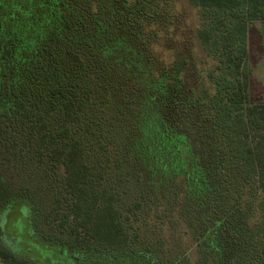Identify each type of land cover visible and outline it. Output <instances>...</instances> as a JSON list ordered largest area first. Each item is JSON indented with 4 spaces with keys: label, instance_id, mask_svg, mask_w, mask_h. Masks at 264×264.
Instances as JSON below:
<instances>
[{
    "label": "trees",
    "instance_id": "trees-1",
    "mask_svg": "<svg viewBox=\"0 0 264 264\" xmlns=\"http://www.w3.org/2000/svg\"><path fill=\"white\" fill-rule=\"evenodd\" d=\"M190 1L235 13L226 82L218 67L200 74L176 39L184 23L172 0H0V120L28 131L40 159L63 169L66 190L38 213L35 199L0 186L3 263L188 264L151 225L163 216L159 199L175 193L195 264H264V104L251 102L245 71L247 19L264 22V0ZM101 105L114 110L109 125L130 156L122 164L134 168L132 201L111 179L105 142L71 125ZM250 126L260 137L241 144ZM14 211L23 230L6 238L3 216Z\"/></svg>",
    "mask_w": 264,
    "mask_h": 264
},
{
    "label": "rangeland",
    "instance_id": "rangeland-1",
    "mask_svg": "<svg viewBox=\"0 0 264 264\" xmlns=\"http://www.w3.org/2000/svg\"><path fill=\"white\" fill-rule=\"evenodd\" d=\"M172 5L171 10L184 23L183 27L179 28L181 29L180 34L176 39L185 40L191 47L200 74H205L212 68L218 67L217 76L215 77L217 80L220 79L221 82H226L227 79H232L231 76L224 74L223 61L225 55L222 53V46L225 42L229 43L237 37L238 24L234 16L235 13L194 5L190 0H172ZM239 13L247 15L245 10ZM263 23L262 20L247 19L248 53L245 71L249 72L250 75L251 102L259 105L264 104ZM200 31L211 35L210 42L206 43L200 38ZM236 41L234 40L233 42L239 43L238 39ZM157 47L160 48L159 45ZM161 52L162 59L171 58V52L167 51V49ZM100 107L84 111V120L71 125L86 139H92L94 143L97 139L105 142L106 150L104 155L108 157L107 168L111 179H113V183L125 200L132 201L131 199H134V173L129 174L128 170L133 172L134 168H131L128 163H126V166L122 164L124 162L123 158L130 156L127 155V152L119 151V140L122 137L120 135L121 128L119 125L115 128L109 125V119L114 118V110L106 105H101ZM116 111L120 112L118 108H116ZM91 117L94 119L93 122ZM1 121L0 186L6 190L9 188L13 192L12 198L21 195L22 197L28 196V198L35 199L39 206L37 212L41 213L39 210L43 206L51 205L50 203L56 196H66L63 169L52 166L47 158L45 161L40 159V155L36 153L35 148L32 146L33 142L30 139L33 140V138L30 137L31 135L28 134V131L17 130L8 122L5 125ZM88 123L92 126V130H99L97 135L89 131L88 127L86 128ZM61 125L62 120L60 118H52L50 125L52 129ZM249 129L242 133L241 139L243 143L241 144L255 145L256 139L260 137L261 130H256L252 126ZM139 183L140 187L138 190L145 187L144 182ZM167 192L171 193V191ZM171 196H162L159 199L160 203H164L161 207L163 216L153 221L151 225L153 227L155 224L158 225V235L170 244V250L174 253L173 255L181 254L183 257L190 255L188 264H195V262H198V257L195 254L196 240L188 224L177 211L181 207L180 197L175 193H171ZM13 215H16L15 211L14 213L11 212L10 215L7 213L6 216H3L2 223L6 238L10 237V231L14 234H19L17 232L18 227L23 230L24 218H18L17 222L13 224ZM145 223L149 224V217H146ZM0 264L5 263L0 260Z\"/></svg>",
    "mask_w": 264,
    "mask_h": 264
}]
</instances>
